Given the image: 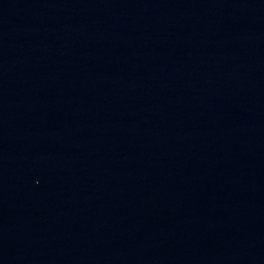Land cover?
Wrapping results in <instances>:
<instances>
[{
  "label": "water",
  "instance_id": "1",
  "mask_svg": "<svg viewBox=\"0 0 264 264\" xmlns=\"http://www.w3.org/2000/svg\"><path fill=\"white\" fill-rule=\"evenodd\" d=\"M0 264H264V0H0Z\"/></svg>",
  "mask_w": 264,
  "mask_h": 264
}]
</instances>
